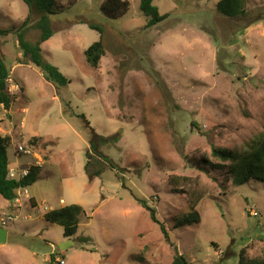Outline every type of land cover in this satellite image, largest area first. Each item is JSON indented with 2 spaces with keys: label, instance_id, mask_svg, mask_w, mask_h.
I'll return each instance as SVG.
<instances>
[{
  "label": "rangeland",
  "instance_id": "obj_1",
  "mask_svg": "<svg viewBox=\"0 0 264 264\" xmlns=\"http://www.w3.org/2000/svg\"><path fill=\"white\" fill-rule=\"evenodd\" d=\"M129 1L117 19L105 16L104 0H74L50 16L43 55L71 79L67 86L18 63L15 32L0 36L11 67V107L0 103L10 166L26 156L15 143L35 146L44 160L25 205L0 194V226L9 231L0 264H172L176 248L191 264H238L243 251L264 257V182L236 185L219 166L231 161L213 155L264 141V0H247L248 15L238 18L222 14L220 0H154L168 14L154 26L142 0ZM29 14L24 0H0L1 28L17 29ZM38 17L25 32L32 42ZM101 38L106 54L94 67L85 51ZM93 131L107 139L100 151L116 168L91 179ZM140 200L157 209L170 239ZM193 203L201 221L177 226ZM69 204L86 213L64 250V227L45 213Z\"/></svg>",
  "mask_w": 264,
  "mask_h": 264
},
{
  "label": "trees",
  "instance_id": "obj_2",
  "mask_svg": "<svg viewBox=\"0 0 264 264\" xmlns=\"http://www.w3.org/2000/svg\"><path fill=\"white\" fill-rule=\"evenodd\" d=\"M30 8L29 16L23 21L19 28H1L0 36L8 35L13 32L16 33L18 44L22 50L19 56L20 64L34 65L40 68L43 76L58 87L67 86L71 79L65 75L58 66L52 64L43 55L42 44L49 40L54 35L52 27L51 15H57L70 8L74 0L66 5L64 0H24ZM129 0H104L102 4V11L109 19H117L125 15L130 9ZM141 9L149 18L148 26H154L157 23L168 17V14H161L159 8L155 5L154 0H142ZM218 10L229 17L238 18L248 15L247 0H220L218 3ZM39 14L37 18V27L41 30L40 38L32 42L25 36L26 28L34 21V16ZM88 23L93 29H97L104 33L102 25L81 21ZM106 54V47L104 40L94 42L86 51L87 61L94 67H99L102 57ZM11 75V67L6 62L5 58L0 53V103L4 104L6 108L11 107L12 95L9 93L8 80ZM120 135L115 137L118 140ZM103 136L93 131L91 137V150L87 153V163L85 166L87 174L93 179L96 176H101L107 167L116 168L108 156H105L100 147L102 142L106 141ZM11 137L0 135V194L7 200L15 199L17 189L33 185L40 177L41 166L33 165L30 172L22 179L10 178V155L9 146ZM101 143V144H100ZM33 146V145H32ZM35 147V146H34ZM213 155L221 159L231 161L228 165H219L220 168H228V172L236 185H244L251 179L264 182V141L259 146H253L244 153L237 151L224 150L213 148ZM208 161V159H207ZM142 205L149 210L151 219L160 225L165 237L170 239V234L165 224L158 218L157 209L151 206L146 200H140ZM197 203L191 205V210L187 215L177 221V226L193 225L201 221V216L195 210ZM86 213L84 207L80 204H69L60 208L53 209L45 213L48 221L60 224L64 227V236L66 238H73L79 229L81 216ZM88 237H83V241H88ZM245 251L241 252L238 264H264L263 258L248 259L245 257ZM172 264H191L188 258L180 253L176 248L174 261Z\"/></svg>",
  "mask_w": 264,
  "mask_h": 264
},
{
  "label": "built area",
  "instance_id": "obj_3",
  "mask_svg": "<svg viewBox=\"0 0 264 264\" xmlns=\"http://www.w3.org/2000/svg\"><path fill=\"white\" fill-rule=\"evenodd\" d=\"M15 151L17 153H22L28 156H33L35 154V150L34 147L31 145H28L27 143H15ZM44 163V160L42 157H35V159L32 162H29L27 165H25V167H21V166H17V167H13L10 166L9 168V177L10 178H16V179H22L25 176H27L30 172V168L33 165H37V166H42ZM22 190V191H21ZM31 197L29 196V192L27 187H21L19 188V193L17 192V195L14 199V202L17 205H22L24 204V202L26 200H29ZM250 214L252 216H259V211L255 208L252 207L250 209ZM60 262L63 264L64 262L60 260Z\"/></svg>",
  "mask_w": 264,
  "mask_h": 264
},
{
  "label": "water",
  "instance_id": "obj_4",
  "mask_svg": "<svg viewBox=\"0 0 264 264\" xmlns=\"http://www.w3.org/2000/svg\"><path fill=\"white\" fill-rule=\"evenodd\" d=\"M8 234H9L8 229L3 228V227L0 226V244L3 243V242H5V241L8 239ZM74 243H75L74 240L69 239V240H67V241H65V242H63V243H61V248L64 249V250H65V249H68V248H70Z\"/></svg>",
  "mask_w": 264,
  "mask_h": 264
},
{
  "label": "crops",
  "instance_id": "obj_5",
  "mask_svg": "<svg viewBox=\"0 0 264 264\" xmlns=\"http://www.w3.org/2000/svg\"><path fill=\"white\" fill-rule=\"evenodd\" d=\"M24 158V159H23ZM35 159V156L33 155V156H28V155H26L25 157H22V158H18L17 159V162H19L18 164H19V166H21V167H25V165H27L29 162H32L33 160ZM21 160V161H20ZM12 166V165H11ZM43 166V165H42ZM41 166V167H42ZM42 169V168H41ZM41 174H42V170H41V173H40V177H39V179L41 178ZM38 179V180H39ZM37 180V181H38ZM36 183V182H35ZM31 186H27V189H28V192H29V196L32 198V196H31V194H30V188ZM22 191V190H21ZM34 198V197H33ZM27 202L25 201L24 202V205L26 204ZM61 203H65V200L64 199H61ZM23 205V204H22ZM64 206V205H63ZM15 207H18V206H16L15 205Z\"/></svg>",
  "mask_w": 264,
  "mask_h": 264
}]
</instances>
